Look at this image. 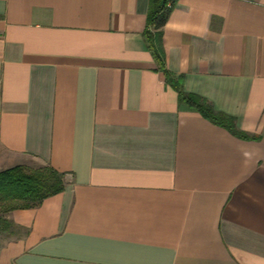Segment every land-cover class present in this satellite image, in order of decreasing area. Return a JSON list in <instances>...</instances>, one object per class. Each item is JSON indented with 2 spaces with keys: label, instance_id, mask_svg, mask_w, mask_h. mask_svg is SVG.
<instances>
[{
  "label": "crops",
  "instance_id": "crops-1",
  "mask_svg": "<svg viewBox=\"0 0 264 264\" xmlns=\"http://www.w3.org/2000/svg\"><path fill=\"white\" fill-rule=\"evenodd\" d=\"M0 0V171L65 174L7 210L0 264H264V0ZM3 208V207H2Z\"/></svg>",
  "mask_w": 264,
  "mask_h": 264
},
{
  "label": "trees",
  "instance_id": "trees-1",
  "mask_svg": "<svg viewBox=\"0 0 264 264\" xmlns=\"http://www.w3.org/2000/svg\"><path fill=\"white\" fill-rule=\"evenodd\" d=\"M174 1L169 5L168 0H152L149 13V26L153 31H147V39L155 51L160 68L167 80L179 93L181 100L199 110L204 116L218 125L226 127L229 132L239 137H247L236 124V117L216 111L209 101L199 95L184 92L183 76L176 77L169 72L164 64V54L160 47L162 29L168 21ZM23 165H16L0 171V231L9 229L10 221L5 218L7 210L17 208H32L61 192L66 184L65 174L48 166H42L28 172ZM3 207V208H2Z\"/></svg>",
  "mask_w": 264,
  "mask_h": 264
},
{
  "label": "rangeland",
  "instance_id": "rangeland-1",
  "mask_svg": "<svg viewBox=\"0 0 264 264\" xmlns=\"http://www.w3.org/2000/svg\"><path fill=\"white\" fill-rule=\"evenodd\" d=\"M40 167H42V166H40V165H37V164H35V166H34V164L33 165H30V166H25L24 168L28 171V172H32V171H35L36 169H38V168H40ZM2 231H0V233H1ZM5 232V231H4ZM2 239V238H1ZM0 239V240H1Z\"/></svg>",
  "mask_w": 264,
  "mask_h": 264
},
{
  "label": "built area",
  "instance_id": "built-area-1",
  "mask_svg": "<svg viewBox=\"0 0 264 264\" xmlns=\"http://www.w3.org/2000/svg\"><path fill=\"white\" fill-rule=\"evenodd\" d=\"M172 2H173V0H168V3H169V5H171V4H172Z\"/></svg>",
  "mask_w": 264,
  "mask_h": 264
}]
</instances>
